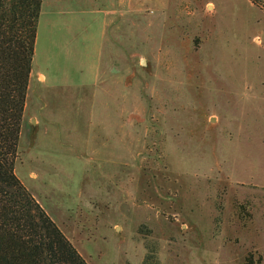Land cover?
<instances>
[{
  "label": "rangeland",
  "instance_id": "obj_1",
  "mask_svg": "<svg viewBox=\"0 0 264 264\" xmlns=\"http://www.w3.org/2000/svg\"><path fill=\"white\" fill-rule=\"evenodd\" d=\"M114 2L42 0L16 177L88 264H264V1Z\"/></svg>",
  "mask_w": 264,
  "mask_h": 264
},
{
  "label": "trees",
  "instance_id": "obj_2",
  "mask_svg": "<svg viewBox=\"0 0 264 264\" xmlns=\"http://www.w3.org/2000/svg\"><path fill=\"white\" fill-rule=\"evenodd\" d=\"M41 6L0 0V264H88L14 173Z\"/></svg>",
  "mask_w": 264,
  "mask_h": 264
},
{
  "label": "crops",
  "instance_id": "obj_3",
  "mask_svg": "<svg viewBox=\"0 0 264 264\" xmlns=\"http://www.w3.org/2000/svg\"><path fill=\"white\" fill-rule=\"evenodd\" d=\"M102 1L105 3V4H103V7H105L103 9H106V10L103 12V9H98V7H93L94 8L93 12L95 14H98V15L102 14L101 30L104 33L105 32V29H106V27L108 25L107 18L111 16L110 14H116V10L115 9H117V7H115V6L117 5V3L114 2L115 0H102ZM96 2H97V0H90V3H92L93 5ZM42 5H43V3H42ZM107 5L112 6V8L114 9V11H111V10L107 9V7H108ZM119 6H120V9H118L119 12H122V13L123 12L124 13L129 12L130 13V12H132L133 0H120ZM103 35L104 34H102V36ZM101 61H102L101 54L98 53V61L96 62V65L97 66L95 67L96 68V71H97V74H98V75H96L98 79L101 78L100 77V73H101V71H100V64H101ZM98 64H99V69H98ZM39 76L42 79H44V76L42 74L39 75ZM28 87H29V85H28Z\"/></svg>",
  "mask_w": 264,
  "mask_h": 264
}]
</instances>
